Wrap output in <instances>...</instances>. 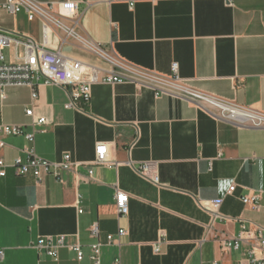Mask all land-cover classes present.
I'll return each instance as SVG.
<instances>
[{
  "label": "crops",
  "instance_id": "obj_1",
  "mask_svg": "<svg viewBox=\"0 0 264 264\" xmlns=\"http://www.w3.org/2000/svg\"><path fill=\"white\" fill-rule=\"evenodd\" d=\"M73 1L80 6L81 33L123 62L162 75H171L177 63L187 85L264 113V0ZM9 20L18 27L1 22ZM40 24L24 12L0 9V29L40 42ZM67 47L76 49L62 51ZM64 52L110 66L86 51ZM65 90L43 78L35 83L36 97L28 86L0 90V124L29 132V106L49 121L37 127L31 143L22 134L2 136L3 160L24 159L29 148L50 161L68 153L82 163L63 171L59 182L7 168L0 177V264H96L89 248L94 243L102 245L100 264L118 255L122 264H249L252 250L264 259L257 242L264 231V128L231 124L190 101L130 82L96 83L83 109L65 107ZM102 142L117 167L90 164ZM143 163H150L159 183L137 172ZM90 169L94 179L83 180ZM116 187L130 195L126 216L117 215ZM256 193L258 208L243 203ZM214 199H222L219 216L199 205ZM93 224L99 231L94 237ZM120 229L126 233L119 236ZM110 234L117 243L109 242ZM48 235L65 237L58 261L32 246ZM227 241L233 245L225 248ZM77 242L82 261L69 249Z\"/></svg>",
  "mask_w": 264,
  "mask_h": 264
},
{
  "label": "built area",
  "instance_id": "obj_2",
  "mask_svg": "<svg viewBox=\"0 0 264 264\" xmlns=\"http://www.w3.org/2000/svg\"><path fill=\"white\" fill-rule=\"evenodd\" d=\"M131 7L133 3L130 4ZM79 3L73 0L42 2L39 0H4L0 3V9H4L8 14L24 12L29 21H41L42 37L41 41L33 39L31 36L22 35L16 31L0 29V90L12 86H28L33 88V95L36 97L35 83L39 78H43L46 83L57 84L65 88L69 95V102L65 103L67 109H83L81 101L87 103L91 99L92 86L96 83H116L130 82L137 87H146L155 91L156 95H169L175 98L190 101L197 107L210 113L217 119L228 121L237 126H249L264 128V113L249 108L241 107L233 102L217 98L209 93H205L193 88L180 77L178 64L174 63L171 75L157 74L154 71L142 67L131 65L115 57L111 52L105 50L100 44L94 42L79 30L80 27ZM70 45L73 48L92 53L99 59L109 63V67H102L88 63L81 58L65 53L64 46ZM5 48H10V58L6 61L2 53ZM3 97L5 94L2 93ZM26 115L31 119L32 130L25 132L23 125L0 124V146L5 143L2 136L24 135L30 143L35 140L38 126L46 125L49 121L44 116H36L34 107L25 110ZM26 157L15 158L12 164H8L0 157V177L6 176L8 167H13L18 175L32 173L40 182L45 175L54 176L58 182L62 181L63 171H76L82 164L71 159L66 153L60 161H50L37 155L34 149H25ZM109 145L98 143L95 147V158L90 164L117 167L120 163L108 158ZM212 162L209 163L210 170ZM150 163H143L138 166L137 172L154 183H159L157 172L150 167ZM94 179V169H90L88 175L83 180ZM236 189L233 183L228 189L232 194ZM115 208L118 217L126 216L129 213L130 195L116 187ZM258 193L247 195L242 198L243 203L252 204L258 208ZM222 199L199 201V205L212 212L219 214ZM79 213L84 209L78 208ZM93 237L98 234L97 224L90 228ZM126 233L120 229L119 236ZM32 243L39 255H48L55 261L59 259V249L65 246L64 235L40 236ZM110 243H117L118 239L114 235H108ZM258 247L264 251V231L257 234ZM231 241L223 242V247H231ZM238 241L234 246L238 247ZM100 243H94L91 249V259L96 264L101 262ZM77 255V260L82 261L85 253L80 243H75L69 247ZM155 252H159V246L154 245ZM254 250L250 251L249 264H264V259H258ZM121 256L118 255L111 264H122Z\"/></svg>",
  "mask_w": 264,
  "mask_h": 264
},
{
  "label": "rangeland",
  "instance_id": "obj_3",
  "mask_svg": "<svg viewBox=\"0 0 264 264\" xmlns=\"http://www.w3.org/2000/svg\"><path fill=\"white\" fill-rule=\"evenodd\" d=\"M2 23L8 25L9 27H18V24H15V22L13 21H1ZM64 51H70L72 52L74 55H77V54H80V51L79 49H71L69 47L65 48ZM10 52H11V49L10 48H5L4 51L2 52L4 55H5V58H6V61L8 62L9 58H10Z\"/></svg>",
  "mask_w": 264,
  "mask_h": 264
}]
</instances>
